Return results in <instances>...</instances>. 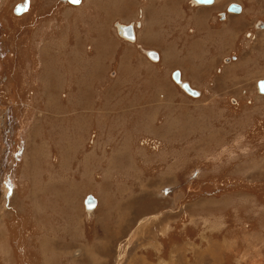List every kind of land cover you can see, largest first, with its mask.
I'll return each mask as SVG.
<instances>
[{"label": "rangeland", "instance_id": "374dc122", "mask_svg": "<svg viewBox=\"0 0 264 264\" xmlns=\"http://www.w3.org/2000/svg\"><path fill=\"white\" fill-rule=\"evenodd\" d=\"M262 79L264 0H0V264H264Z\"/></svg>", "mask_w": 264, "mask_h": 264}, {"label": "water", "instance_id": "95a60500", "mask_svg": "<svg viewBox=\"0 0 264 264\" xmlns=\"http://www.w3.org/2000/svg\"><path fill=\"white\" fill-rule=\"evenodd\" d=\"M202 2H212L213 0H201ZM230 10L231 11H234V12H240L241 10V6L239 4H236V3H233L230 5ZM26 9V5L24 4H19L17 7H16V12L17 13H22L23 11H25ZM225 14L223 13L222 16H224ZM261 27H263V24L261 22L260 24ZM120 33H122L124 36L130 38V39H135V33H134V29H133V25L130 24V25H125V26H121L120 27ZM149 56L151 58H154V59H158L159 55H158V52L154 51V50H150L149 51ZM173 79L178 83L180 84V86L189 94L193 95V96H199L200 95V91L195 89V88H192L189 84V82L187 81H181V73L179 70H176L174 73H173ZM259 88H260V91L262 93H264V79L260 80L259 81ZM86 204H87V207L88 208H94L96 205H97V199L94 197V196H88V198L86 199Z\"/></svg>", "mask_w": 264, "mask_h": 264}, {"label": "bare ground", "instance_id": "6f19581e", "mask_svg": "<svg viewBox=\"0 0 264 264\" xmlns=\"http://www.w3.org/2000/svg\"><path fill=\"white\" fill-rule=\"evenodd\" d=\"M196 2H198V3H200V4H205V5H211V4H213L214 3V1L215 0H213L212 2H202L201 0H195ZM241 6V5H240ZM230 10V9H229ZM231 11V10H230ZM231 12H234V11H231ZM240 12H241V10H240ZM234 13H236V12H234ZM239 13V12H238ZM121 26H125V25H123V24H121V23H118V29H119V33H120V27ZM133 27H134V24H133ZM134 29V33H135V27L133 28ZM120 35L121 36H123V37H126V36H124L122 33H120ZM258 85H259V81H258ZM260 89V88H259ZM262 93V92H261ZM264 94V93H263ZM95 197V196H94ZM98 201V200H97ZM90 210H91V208H90Z\"/></svg>", "mask_w": 264, "mask_h": 264}, {"label": "flooded vegetation", "instance_id": "af4514ba", "mask_svg": "<svg viewBox=\"0 0 264 264\" xmlns=\"http://www.w3.org/2000/svg\"><path fill=\"white\" fill-rule=\"evenodd\" d=\"M215 1H217V0H215ZM215 1H214L213 4H215ZM193 3H194L195 5H197V6L199 5V4H196L195 2H193ZM231 4H233V3H231ZM231 4H230V5H231ZM236 4H237V3H236ZM211 5H212V4H211ZM230 5L228 6V11H229V12H231V11L229 10V9H230V8H229ZM199 6H201V5H199ZM241 9H242V7H241ZM223 13L225 14L224 16H222ZM226 17H227V12H222V13L220 12V19H225ZM135 28H136V27H135ZM135 33H136V31H135ZM148 53H149V51H147L146 54H148ZM148 55H149V54H148ZM227 58H229V60L233 61L235 57L231 56V57H227Z\"/></svg>", "mask_w": 264, "mask_h": 264}]
</instances>
